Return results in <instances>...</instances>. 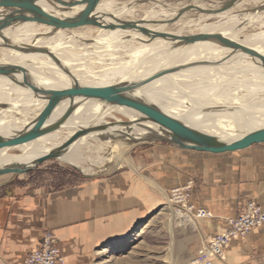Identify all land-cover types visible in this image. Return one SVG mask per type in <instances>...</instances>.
Returning <instances> with one entry per match:
<instances>
[{
    "label": "crops",
    "instance_id": "obj_1",
    "mask_svg": "<svg viewBox=\"0 0 264 264\" xmlns=\"http://www.w3.org/2000/svg\"><path fill=\"white\" fill-rule=\"evenodd\" d=\"M182 186L207 215L179 220L169 193ZM17 188L0 197V264H23L47 232L65 264H95L113 253L121 264H187L249 201L264 210V143L221 153L155 144L106 174L54 189ZM164 204L167 212L159 210ZM156 243L163 244L158 255ZM213 264H264V225L232 238Z\"/></svg>",
    "mask_w": 264,
    "mask_h": 264
},
{
    "label": "bare ground",
    "instance_id": "obj_2",
    "mask_svg": "<svg viewBox=\"0 0 264 264\" xmlns=\"http://www.w3.org/2000/svg\"><path fill=\"white\" fill-rule=\"evenodd\" d=\"M37 3L48 13L62 19L75 18L86 7V4L75 7L63 6L54 0H38ZM115 4L117 3H113L111 0H101L91 14V17L103 25L134 23L149 29L151 33L147 35L136 28L130 27L119 28L114 26L105 28L99 25H84L78 27V29L86 28V30H91V28H93L99 31L93 38L95 43L92 46L96 51L104 49L106 52L105 54H98L102 57H113L118 51H124V56L120 57V60L127 59L126 62L124 61L122 64L120 62L118 64L117 62L112 69L110 68V70L106 72V76L110 73L113 74L112 77L114 78L119 76L122 82L120 86L127 94L139 97L167 112V114L183 120L192 127L215 135L219 139L225 141L240 138L251 130L264 127V67L262 64H247V62L244 61L245 56L243 55V51L223 45L215 38L188 42L182 38L187 35L182 34L180 31H166L163 26L159 25L160 27L157 28L147 21H137V19L136 21H127L128 19L121 20L120 17L122 14L125 15L127 13L125 11L129 8L123 7L117 10L114 7ZM19 15H21V19L18 20L19 22L12 23V18ZM231 24L232 23L223 25L221 23L222 26H230ZM218 25L220 24L215 22L202 25V32L198 33L218 34L222 38L235 41L244 46L253 43L250 36L245 40H238L235 37L238 32L235 26H232L230 30H227L223 34L217 33L215 27L219 28L220 26ZM0 31L3 36L8 38L13 44L48 47L60 60V63L65 68L69 69L72 74L71 67L81 66V64H79V59L75 57L77 56L74 51L75 48L70 45L68 39H64V37L66 38V36H64L65 33L64 35L62 34L65 31L64 29H57L45 24L39 25L32 15L24 11L18 12L0 7ZM155 32H164L166 35L155 37L153 34ZM103 35H105V37L101 38ZM119 35L137 36L135 38L139 37L140 43L133 48H131L132 46L127 47L126 45L114 44ZM67 38H71L70 40L73 38L78 41L83 37H76V35L74 36L71 34L67 36ZM2 42L3 39L0 37V43ZM52 43H56V45L51 46ZM260 50L264 53V46L260 48ZM155 55L169 56V59L164 63H160L154 57ZM176 57L178 60H175ZM258 59L259 58L256 60ZM1 63H13L26 67L29 71L31 80L43 88L62 89L69 87L73 82L70 74L61 68V66L46 53H26L13 48L0 46V64ZM77 70L78 71L73 75L79 85L105 86L115 84V82L112 83L111 80L107 82H89L85 79L84 73L80 72L79 68H77ZM238 70H241L245 75L247 79V81H245L246 84L253 85L252 87H247L250 92V98H248L247 104L242 105L240 110L239 108H234V112L226 114L221 111V109L215 108L211 102L212 99L205 95L203 91L207 94L209 89H216L217 93L226 91L223 87H220V84L224 82V79L230 77L231 74L236 76ZM248 72H252L253 77H249ZM20 77L18 72H13L9 75L0 74V136L4 138H9L22 130L25 125L40 114L48 103V100L36 98L24 84L19 83L17 79ZM234 78L237 79V77ZM249 79L256 82L257 86H254L255 83H249ZM158 82H167V84L172 83L174 85H178L179 83L185 86V89L191 94L190 97L194 102L195 108H187L183 109L182 112H175L169 106L170 104H163L159 92L156 90L157 88L155 89L153 87V85ZM116 83L120 84V82ZM167 84L164 86H167ZM191 92L196 95L193 96ZM204 97L207 101L203 99ZM173 105H175V103H173ZM70 107H73L71 116L58 129L23 144L0 148V167L10 164L31 163L36 158L60 146L80 127L106 124L111 121H121L139 117L138 113L127 107L109 104L97 98L81 100V98L76 97L74 100L67 98L59 102L51 116L45 120L44 124L46 125L56 121L62 117ZM256 113H258L260 119H254ZM110 118H113V120H110ZM161 134H164L162 128L152 122H137L131 126L118 124L105 132H93L81 136L57 159L66 164L80 167L84 172L89 173L92 172L93 167L85 165V156H83L82 153V148L84 147L86 139L91 138L96 142L99 140L104 141L101 138V136L104 135L108 137V139L105 140L107 146H115L114 143L117 142L118 144L119 140L124 142L128 140L141 142L148 141L149 138L152 139ZM147 135L151 136L148 137ZM118 145L120 150L118 156L116 155L117 157L115 158L117 161L123 153V148L121 147L124 146L122 142ZM17 147L23 150L22 154L14 156L8 153L10 148ZM111 160H113V158ZM111 160L108 163H103V160L96 165L105 167L111 163ZM113 164L115 165L116 162Z\"/></svg>",
    "mask_w": 264,
    "mask_h": 264
},
{
    "label": "rangeland",
    "instance_id": "obj_3",
    "mask_svg": "<svg viewBox=\"0 0 264 264\" xmlns=\"http://www.w3.org/2000/svg\"><path fill=\"white\" fill-rule=\"evenodd\" d=\"M111 1L113 3H117L114 6L115 9L117 10H120V8L123 7L125 8L127 7V9L129 8L128 10L126 9L127 11H125L127 13L125 15L122 14V16L120 17L121 20L128 19L127 21H136L137 19V21L139 20L147 21L148 23L154 25L157 28L163 26L164 30L166 31L167 30L171 32L180 31L182 32V34H185L187 36L191 34L193 35V34L201 33L202 25L210 24L214 22L220 24L218 25L220 26L219 28L217 27L215 28L217 30V33H222V34L225 33L227 30H230L232 26H235L236 30L238 31L235 37L238 40L242 41L250 36L251 39L253 40V41L251 40L253 43L250 42L251 45H246V46H249L262 53L260 48L264 46V0H111ZM20 19H21V15L12 18L11 22L18 23L19 22L18 20ZM221 23L223 25L230 23L232 24L230 26H222ZM38 24L41 25V23L39 22ZM64 30L65 31L62 33L63 35L65 33L64 36H66V38L64 37V39L65 40L68 39L70 41V45H72L73 48H75L74 51L76 52L77 55L75 57L79 59L80 62L79 64H81L80 67L77 66L71 67V71L73 72V74L77 72L78 71L77 68H79L80 72L84 73L85 79L89 82H101V81L107 82L111 80L112 83L115 82V84H119L116 82H120V84H122L119 76L118 77L116 76V78H114L112 77L113 74L111 73L106 76V72L109 71L110 68L112 69L114 65L117 64V62L118 64L119 62L121 64L124 63V61L126 62L127 59L120 60V57L124 56V51L121 50L118 51V53H116V55H114L113 57L112 56L102 57L101 55L98 54H102V53L105 54L106 52L104 51V49L96 51L92 46L95 43L93 38L95 37L96 34H98L99 31L93 28H91V30H86V28H79V29L75 28V29H64ZM71 34H73L74 36L76 35V37H83V38L79 39L78 41L76 39L74 40L73 38L72 40H70L71 38L69 39L67 38V36H70ZM255 35L258 37H256ZM104 37L105 35H103L101 38ZM135 37H131L129 35L127 36L119 35L117 41H115L114 44H121L124 46L126 45L127 47L132 46L131 48H133L138 46L140 43V38L139 37L135 38ZM52 45L54 46L56 45V43H52L51 46ZM262 54L264 55V53ZM243 55L245 56L244 61L247 62V64L249 63L251 64L258 63L257 65L262 64L261 62H259L261 61L260 59L256 60L257 58L255 59L253 56L246 54L244 52ZM154 57L160 63H164L166 60L169 59V56H165V55H157V56L155 55ZM175 60H178V58L176 57ZM248 73H249V77H253L252 72H248ZM234 77H237V79H235ZM244 78L246 79L243 72L241 70H238L236 72V76L231 74L230 77L224 79V82L220 84V87H223V89H225L226 91L217 93L216 89H209L208 94L204 91L203 93L212 99L211 102L215 108L221 109V111L225 112L226 114L232 113L234 112V108H239L240 110V108H242V105L247 104L248 98H250V94H249L250 92L248 91L249 89L247 87H252L253 85L246 84L245 81H247V79L245 80ZM250 80L251 79H249L248 81L249 83L251 82L253 84L255 83L254 86H257L256 82ZM166 84L167 82H161V83L158 82L153 85L155 89L157 88L156 90H158L159 96L161 97L163 104L165 105L170 104L169 106L175 112H182L183 109H187V108L190 109L195 108L194 102L190 97L191 94L189 93L188 90L185 89L186 88L185 86L179 83L178 85L169 83L167 84L168 86L167 87L164 86ZM190 85L194 86L193 84ZM191 93L193 96L196 95L193 92ZM203 99L206 98L204 97ZM173 103H175V105H173ZM254 119H260L258 113H256V117ZM110 120H113V118H110ZM147 136L150 137L151 135H147ZM107 139L108 138H103L104 141L99 140L97 141L98 142L97 143L93 139L89 138L86 139L84 147L82 146L83 147L82 153L83 156H85L84 157L85 165L88 167L89 166L93 167L92 172H89V174H95V173L99 175L106 174L120 167H126L127 165L131 166L137 162L140 149L151 147L155 144L162 143L164 145H171L173 147H177L169 142L159 141V140H148L141 142H137L134 140H128L124 142L119 140L118 142L119 143L122 142L124 146L121 147L123 148L122 149L123 153L120 159L117 161L115 160V158L119 154V150H120L118 145L119 143L118 144L117 142L114 143L115 146L112 145L107 146V144L105 143V140ZM115 151L117 152V154ZM22 152L23 150L19 149L18 147L10 148L8 150V153L13 154L14 156L22 154ZM112 158L113 160H111ZM110 160L111 163H109L108 166L99 167V165L98 166L96 165L99 162L101 163L102 161L103 163H108L110 162ZM114 162H116L115 165L113 164ZM102 168H107V169H102ZM84 173L87 172H84L80 167H75L74 165L72 166L66 164L62 161H59L58 159L45 161L44 163L35 166L29 169L28 171L20 174L19 176L14 178V180H12V178L14 177L13 174L1 175L0 197L12 194L14 189H18L17 187H20L21 189L25 188V186L30 189L31 186L46 187L47 189L58 188L83 178ZM6 181H10V182L8 184H4ZM159 210H163L167 212V205L164 204L163 207H161V209ZM156 244H157L156 254L158 255L161 254V249L163 247V244L162 243H156ZM121 250H123V247L121 248ZM117 252H119V250H117ZM119 254H121V252ZM149 263L160 264L157 261V258H155V262H152L150 260ZM95 264H121V262L118 260L117 255L113 253L110 255L100 254Z\"/></svg>",
    "mask_w": 264,
    "mask_h": 264
},
{
    "label": "water",
    "instance_id": "obj_4",
    "mask_svg": "<svg viewBox=\"0 0 264 264\" xmlns=\"http://www.w3.org/2000/svg\"><path fill=\"white\" fill-rule=\"evenodd\" d=\"M38 0H0V7L8 8L14 11H24L29 15H32L36 22L45 24L57 29H73L84 25H99L105 28H111L117 26L119 28H136L142 33L149 35L151 32L149 29L139 26L134 23H123L120 25H103L96 19L91 17V14L99 4L101 0H54L63 6L75 7L86 4V7L75 18L62 19L55 15H52L45 11L38 3ZM155 37L165 36L164 32L153 33ZM171 36V35H169ZM0 37L3 42L0 46L13 48L21 52H41L50 55L58 65L61 66L66 72H68L73 80L71 85L62 89L43 88L37 85L29 76V71L26 67L13 63H1L0 74L9 75L13 72H18L20 78L17 79L19 83L24 84L38 99L48 100L47 105L40 112V114L33 119L25 127L18 131L16 134L9 138L0 136V148L12 147L19 144L29 142L40 136L46 135L56 129H58L72 114L73 107H70L65 114L56 121L44 124L45 120L53 113L56 106L63 99L69 98L74 100L76 97L82 99L97 98L102 101L113 104L116 106L127 107L139 114V117L135 119L111 121L106 124H98L87 127H80L60 146L52 149L48 153L36 158L34 161L28 164H10L0 167V176L5 174H13L14 178L20 174L28 171L29 169L38 166L45 161L59 158L61 154L78 138L88 133L93 132H105L115 125L131 126L137 122H152L162 128L164 134L157 135L148 140H159L169 142L181 149H191L197 151H205L212 153H221L228 151H237L248 148L254 144L264 143V127L256 128L245 133L240 138L225 141L221 140L215 135L201 131L195 127H192L188 123L174 116L167 114V112L159 109L155 105L139 98L127 94L120 86L121 84H111L105 86H83L79 85L75 76L69 69L65 68L60 60L53 54L48 47L30 45L21 46L13 44L8 38L4 37L0 31ZM188 42H194L200 39L215 38L223 45L232 47L234 49L241 50L246 54H249L255 58H259L264 67V55L259 51L241 45L235 41L220 37L218 34H193L182 37ZM101 138H108L107 136H101ZM77 167V166H75ZM99 174L84 173L85 178H91L98 176ZM11 180V181H12ZM10 181H6L4 184H8Z\"/></svg>",
    "mask_w": 264,
    "mask_h": 264
},
{
    "label": "built area",
    "instance_id": "obj_5",
    "mask_svg": "<svg viewBox=\"0 0 264 264\" xmlns=\"http://www.w3.org/2000/svg\"><path fill=\"white\" fill-rule=\"evenodd\" d=\"M190 195L189 186L176 187L169 193V201L176 206L179 220L182 222L186 219L193 221V218L208 214L205 210H194L193 205L189 203ZM263 225V208L256 201H249L239 215L230 220L228 230L208 238L199 249L197 256L187 264H213L216 259L224 258L225 250L232 238H244ZM65 262L56 235L47 232L42 237L39 247L25 258L23 264H65Z\"/></svg>",
    "mask_w": 264,
    "mask_h": 264
}]
</instances>
